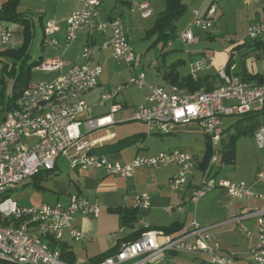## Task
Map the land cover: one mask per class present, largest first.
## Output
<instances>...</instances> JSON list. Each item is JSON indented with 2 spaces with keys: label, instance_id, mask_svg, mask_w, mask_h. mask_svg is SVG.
<instances>
[{
  "label": "built area",
  "instance_id": "built-area-1",
  "mask_svg": "<svg viewBox=\"0 0 264 264\" xmlns=\"http://www.w3.org/2000/svg\"><path fill=\"white\" fill-rule=\"evenodd\" d=\"M76 1L81 3L82 8L63 21V48L67 49L75 40L77 31L85 30L89 39L81 52L83 63L66 72H62L63 63L59 56L41 63L37 67L40 71L58 72V76L50 81L31 83L13 107L0 115V264H67L61 260L58 249L49 246L48 240L59 242L64 230H68L72 238L82 239L74 227L73 215L98 214L99 207L80 196L71 197L66 208L47 204L22 207L7 197L15 186L27 179L44 171H53L60 157L67 161L70 170L104 169L107 174L119 177H131L139 169L174 166L176 172L169 181L170 189L179 192L186 187L189 174L197 162L195 155L175 149L148 158L136 157L129 164L120 165L108 162L103 155L94 152L97 142L87 141L81 132V127L89 134L113 125L114 115L121 109L116 98L132 88L147 89L146 105L133 110L132 121L144 124L150 133L158 135H168L179 126L195 124L209 143V160L186 201L197 205L210 193L222 190L232 199L255 197L264 203V196L254 194L244 183L216 178L222 119L242 117L264 109V85L241 81L233 73L234 56L231 54L229 65L217 70L220 84L210 91L188 92L178 87L165 90L157 85H147L145 74L140 72L102 94L98 106H103L108 100L113 103L106 115L94 117L92 106L81 99L97 87L101 74V67L92 59L93 33L104 35L109 30L110 36L100 43V48H110L114 60L125 63L130 70L136 66L138 58L119 20H98L99 0ZM137 7L142 10V17L149 15L146 4ZM218 26L215 7L209 5L203 15L199 10L193 11L192 20L179 39L185 45L194 44L196 39L191 28L208 32ZM59 30L57 21H48L44 28L43 45L56 46ZM246 36L252 43L264 39V18L249 27ZM10 38V32L2 30L0 44L7 46ZM213 60L211 55H201L190 66L189 77L197 80L200 74L211 68ZM152 66L156 63L153 62ZM79 113H85L86 118L77 120ZM252 139L258 150H264V124L254 130ZM254 182H264V166L255 172ZM149 200L147 194L136 195L133 209L144 214L149 208ZM250 219L256 221L257 244L248 250L247 264H264V207L238 214L232 221L241 232L250 235L242 225L243 221ZM134 226L141 232L139 238L121 243L114 254L95 264H151L166 253L206 257L209 264H234V254L220 250L211 226H203L196 220L177 236L164 237L162 243L157 241L161 232L151 229L142 216L137 217Z\"/></svg>",
  "mask_w": 264,
  "mask_h": 264
},
{
  "label": "crops",
  "instance_id": "crops-1",
  "mask_svg": "<svg viewBox=\"0 0 264 264\" xmlns=\"http://www.w3.org/2000/svg\"><path fill=\"white\" fill-rule=\"evenodd\" d=\"M41 1L44 3L41 10L37 9L35 6L32 7L30 5L31 0H19L16 10L17 14L22 15L25 20L28 21V30L31 34V39L27 49L29 59L28 63L34 61H40L43 63L55 56H59L63 63L62 72H66L74 66L81 65L83 63L81 52L83 47L88 43L89 39L88 33L85 30L77 31L75 34V40L67 49L63 48L65 41V24L63 21L71 13L79 11L82 8L81 3L76 0ZM99 1L98 20L100 22H106L110 19H116L121 22L120 19L124 13L123 7L128 9L129 16L132 17V19L133 16L137 15L141 21L150 19L154 15L153 11H157L153 24L145 31V39H147L146 33L153 27L155 20L166 7V0ZM7 2L8 0H0V9ZM199 2L202 3L203 8L198 7ZM199 2L194 3V0L184 1L186 10L189 9L192 13L191 17H193L194 10H199L203 15L209 5H213L215 7V15L219 18L218 27L208 32L202 31L201 34L206 35L208 40L213 41L214 37L221 36V33L216 32L217 29L224 28L226 31H230L232 37L234 38L227 39V45H225L220 53L217 52L218 54H214L211 51H207L206 53L203 51H196L194 52L195 54L189 55L188 61L180 59L172 61L167 65L164 64V62L170 56L169 51L164 52V47L161 46V50L158 55L160 56L159 61L158 59L152 61L151 58L146 57L145 54L136 55L138 58L136 66L130 70L125 63L114 60L110 48H100V43L110 36V31H106L104 35H100L96 32L93 33L91 40L92 59L95 64H98L101 67V74L98 79L97 87L84 94L81 99L88 105L92 106V115L94 117L106 115L113 103L112 100H108L103 106H98V101L102 94L116 88L118 85L126 82L132 76L140 72L148 73L147 85H157L165 90H169L172 87H178L170 84L164 79L163 70L166 67L173 65L179 75L178 81H180L182 78L189 77L190 66L203 54L213 56L214 60L211 68L200 74L197 80H195L204 82L203 86L199 90H212L220 84L217 79V70L218 68L227 65L230 57L229 55L231 54L234 56L233 73L236 74L238 72L239 63L241 62L242 57L254 48L252 47L253 43L248 40L246 33L249 27L264 18V0H206V2L200 0ZM142 4H146L149 11V15L146 17H142V10L137 7ZM34 10H36L35 13L39 15L37 22L41 32L39 45L42 55L38 58V60H31L29 55V48L32 38L34 37L35 27L33 21L29 18L32 13H34ZM51 20L57 21L60 28L58 34L56 35L57 45L44 46V28L47 22ZM4 29L10 32L11 38L7 46L0 44V76L2 75L3 65H11L12 63V60L4 58L2 53L7 50L20 49L25 38L24 26L20 23L0 21V33ZM195 39L196 42L194 44H189L187 46L191 47L197 45L200 38L195 37ZM179 41L182 42L180 39ZM258 42L264 45V39ZM169 44L170 43L166 46L170 47L171 44ZM47 50L50 51V54H47ZM153 62L156 63V66H152ZM244 67L249 76L264 75V58L261 60H255L253 57L247 56L244 58ZM180 69H186L187 71L181 72ZM33 70L53 74V77L50 79L41 80L39 82L50 81L56 78L59 74L58 72L40 71L37 67ZM31 83L36 82H33L31 79ZM251 84L255 83L251 82ZM142 89H145L143 105H146L145 95L147 93V89L146 87ZM181 89L188 91L185 88ZM128 91L129 90L122 93V95L117 97L115 100L121 104V109L115 113V123L113 125L89 134L86 133L83 127L80 128L87 141L97 142V145L93 150L94 152L103 155L108 162L127 165L136 157H152L149 155L148 157L141 156L142 153H140V150L148 148L150 143L148 138L151 136H177L181 139L196 138V136H200L203 143V149H191L190 146L186 147L184 141H166L164 142L163 148L160 149V152H168L177 149L196 156L197 162L189 174L187 185L179 192L164 189L163 186L166 182L170 181L172 176L175 174L176 168L174 166L155 168L154 170H159L160 168H171V171L165 178L162 179L158 177L159 175L154 176V174H152L151 177L153 178V181L145 179L147 180V185L141 188L138 187V176L148 175V169H139L138 172L133 173L131 177L109 175L104 169L74 171L70 170L67 165L65 166L67 170L61 171L62 169L57 165L58 158L56 166L52 172L46 176H41L39 179H34L36 181L45 182V186L43 184L40 185L39 182L33 183V189L41 192V200L38 204L33 205L32 207L47 204L50 206L66 208L73 196L84 197L89 203L95 204L99 207V212L96 216L83 215L81 213L73 215L74 227L80 233L82 239L76 240L70 236L68 230H64L59 242L53 241L55 244L58 243L66 248L67 253L69 254V263L67 262V264H95L99 262L101 258L108 255L109 252L112 251L127 235L131 234L135 228L133 230L124 228V231H121V228L123 227L121 226V220L119 215L116 213V210L133 209L134 197L142 193L147 194L150 197L149 208L144 214L137 211V217L142 216L151 229L161 232V235L157 237L158 243H162L164 241V237L166 236H177L193 220H196L203 226H211L212 232L217 236L220 250L225 253L234 254V264H247V252L250 247L257 244L256 221L250 219L242 222V225L247 221L252 222L251 229L247 228L250 235H245L241 232L239 226L232 221V219L238 214L246 211L263 208L264 203L255 197H251L244 198L251 201L250 205H233L231 200L241 199H232L222 190L215 191L217 192L215 194V203H208L206 201L203 205L199 204L208 195L197 205H193L192 203L186 201L191 189L198 184L200 175L209 160L211 149L207 139L198 132L195 124L179 126L174 132L168 135L150 133L144 124L131 120L132 112L138 106H135L132 102H130L129 97L126 94ZM9 92L10 89H8L7 93L9 94ZM261 111H253L251 113H260ZM85 118V113H79L76 115L77 120H84ZM222 126L223 122L221 127ZM223 131L224 130L221 129L220 133ZM260 151H263V155L256 163L254 177L257 169L264 166V150ZM217 154L219 158V166L216 170V178L223 179L219 177L220 169L222 170L226 165H233L234 162L231 164L226 162L223 163L221 161V149L220 151L218 149ZM221 164L223 165L220 166ZM254 177L253 179H243L237 183H244L247 187H250L251 191L256 195H263L264 182L255 183ZM24 186L25 185H22L21 188ZM19 206L31 207L23 205ZM48 242L52 243L51 240H48ZM151 264H209V262L206 257L194 254L166 253L163 257L155 260Z\"/></svg>",
  "mask_w": 264,
  "mask_h": 264
},
{
  "label": "rangeland",
  "instance_id": "rangeland-1",
  "mask_svg": "<svg viewBox=\"0 0 264 264\" xmlns=\"http://www.w3.org/2000/svg\"><path fill=\"white\" fill-rule=\"evenodd\" d=\"M200 0H194V3L199 2ZM44 3L41 0H31V6H35L37 9L41 10L43 8ZM188 5V3H187ZM198 7L203 8V5L201 2H199ZM123 15L121 17V22L125 28L126 34H127V39L135 53V55H143L145 54L146 57H150L152 61L158 59L160 60L159 52L161 50V45H156L152 46V43L154 42V38H147L145 39V31L153 24V20L155 18L156 12L153 11L154 15L145 21H141L137 15L132 17L129 16V11L128 9L123 7ZM36 10H34V13H32L31 17L29 18L30 20L33 21L35 27H34V37L32 38V42L29 48V55L31 60H38V58L42 55V52L40 50V37H41V32L40 28L38 26V16L37 13H35ZM192 13L189 9L185 11L183 16L179 19V21L176 23V36L174 41H170L169 43L171 46H166L164 47V52L169 51V57L166 59L164 64H169L172 61H177V60H186L188 61L189 55L195 54L194 52L196 51H203L206 53L207 51H211L214 54L217 52L220 53L225 45H227L226 40L227 39H234L232 37V34L230 31H226L224 28H218L216 32L221 33V36H216L214 37L213 41H210L207 39L206 35L201 34L202 31L196 28H191L192 33L194 34L195 37H199V43L195 46H187L183 44L182 42L179 41L180 34L183 30H185L188 25L190 24L192 20ZM201 36V37H200ZM47 54H50V51H46ZM217 53V54H218ZM47 58V57H46ZM162 63V62H160ZM181 72L187 71L186 69H180ZM142 71V70H141ZM147 72V71H146ZM145 73V72H144ZM146 76V83H148V73H145ZM53 77V74L50 73H42V72H37L36 70H33L31 79L33 82H39L41 80H47ZM5 82L8 83V80L5 79ZM127 96L130 99V102H132L135 106H142L144 104V94H145V89L138 90L135 88H132L128 92H126ZM3 113L0 111V115ZM241 118L239 117H225L222 119L223 126L220 128L223 129L224 131L230 128V133L233 132V130L236 129V124ZM259 124H262L264 121V110L263 114L260 116ZM240 130H246L248 131L249 128L246 124L240 123L238 124ZM150 143L148 145L147 149L140 150L141 156H156L160 152V149L163 148L164 142L166 141H184V144L186 147L190 146L191 149H197L200 148V150L203 149V143L200 138V136H196V138H184L181 139L177 136H164V137H159V136H151L148 138ZM235 148V158H234V164L233 165H226L223 167V169H220V178L230 180V182L237 183L243 179H249L254 177V171H255V166L256 163L259 161L260 157L263 155V151H260L256 148L254 141L252 139V136L247 135H240L236 140L234 144ZM221 149V144L219 147V151ZM219 159V158H218ZM66 160L63 157H60L57 161V165L60 166L62 169L61 171H66L67 169L65 168ZM219 163V160L217 162V165ZM149 173L148 175L144 176H138L137 183L138 187H145L147 185V180L145 179H150L153 181V178L151 177L152 174L154 176L159 175L160 179L165 178L167 174L171 171V168H160L159 170H154V169H148ZM135 171L134 173H137ZM39 182V184H43L45 186V182H40L36 181L33 178H29L24 183L19 184L15 186V190H12L8 193V198H10L12 201H15L19 205L23 206H33L38 204L41 200V192H38V190L33 189V183ZM136 183V184H137ZM22 185H25L23 188H21ZM164 189H170V184L169 181L166 182V184L163 185ZM159 189V187H158ZM146 191V189H144ZM141 191V190H140ZM216 191H221V190H216ZM143 192V191H141ZM148 192V191H146ZM217 192H212L209 194L205 199H203L199 204L203 205L204 202H210V203H215L216 201V194ZM264 196V193H262ZM233 205H238V206H246L250 205L251 201H248L247 199H241V200H231ZM244 227L251 229L252 227V222L247 221L243 223Z\"/></svg>",
  "mask_w": 264,
  "mask_h": 264
},
{
  "label": "trees",
  "instance_id": "trees-1",
  "mask_svg": "<svg viewBox=\"0 0 264 264\" xmlns=\"http://www.w3.org/2000/svg\"><path fill=\"white\" fill-rule=\"evenodd\" d=\"M184 1L186 0H166L165 10L159 14L153 27L146 33L147 38H154L152 45H161L162 47H165L170 41L175 40L177 31L176 23L186 10ZM18 4L19 0H8V2L5 3L0 9V21L20 23L24 26L25 31V38L20 49L7 50L2 53L4 58L12 60L11 65L5 64L2 67V75L0 78V111L2 113L10 110L21 93L29 87L31 84L30 76L32 70L41 64L40 61L28 63L29 59L27 49L31 39V34L28 30V21L25 20L22 15L17 14L16 12ZM252 47L254 48L242 57V60L239 63L238 72L235 75L245 83L254 82L257 85H264V75L249 76L246 73V69L244 67V58L247 56L253 57L255 60H261L264 58V45H262L260 42H254ZM229 62L230 60L228 61L227 66L229 65ZM163 71L164 79L170 84L178 86V88H185L190 92H195L203 86V81H193L190 77L182 78L180 81H178L179 75L173 65L166 67ZM5 79L8 80L9 83H6ZM8 89H10L9 94L7 93ZM210 90L211 89H206V91ZM263 110L264 109H262L260 113L250 112L243 115L235 125L236 129L233 130L232 133H230V128L221 133V161L223 163L226 162L231 164L234 162V144L235 140L240 135L249 134V136H252L254 130L258 126L264 124V121L262 124H259V121H261L260 116L263 114ZM240 123L246 124L249 130H240V128H238V124ZM50 172L52 171H44L32 178L39 179L41 176H46ZM116 213L120 217L121 226L123 228L129 230L134 229V225L137 220V211L135 209H117ZM4 225L6 224L4 223ZM140 234V231L133 230L131 234L127 235L122 241H120L118 245L112 251H110L108 255L101 258V260L114 254L121 243L134 241L139 238ZM49 246L51 248L58 249L61 260L65 263L68 262L69 254L63 245L58 243L55 244L52 241V243H49Z\"/></svg>",
  "mask_w": 264,
  "mask_h": 264
}]
</instances>
